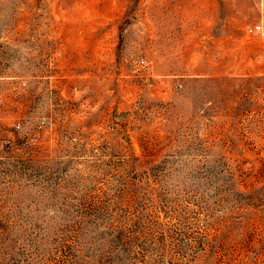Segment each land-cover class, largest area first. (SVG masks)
Instances as JSON below:
<instances>
[{
  "label": "rangeland",
  "instance_id": "obj_1",
  "mask_svg": "<svg viewBox=\"0 0 264 264\" xmlns=\"http://www.w3.org/2000/svg\"><path fill=\"white\" fill-rule=\"evenodd\" d=\"M0 264H264V0H0Z\"/></svg>",
  "mask_w": 264,
  "mask_h": 264
}]
</instances>
